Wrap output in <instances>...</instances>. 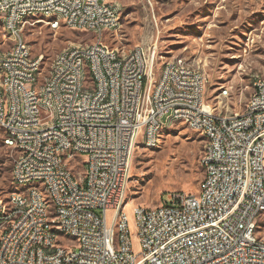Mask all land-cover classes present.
<instances>
[{"label": "built area", "instance_id": "1", "mask_svg": "<svg viewBox=\"0 0 264 264\" xmlns=\"http://www.w3.org/2000/svg\"><path fill=\"white\" fill-rule=\"evenodd\" d=\"M113 0H0L4 42L0 51V144L18 168L13 180L50 181L42 187L0 196V264H264V77L257 103L240 112L209 110L207 77L194 76V62L178 56V64L156 66L157 45L142 44L122 53L102 41L119 26L109 13ZM34 9L71 15V28L93 32L91 43L63 48L57 72H45L43 55H32L24 36ZM60 20H54L59 22ZM53 29V27H50ZM97 72L96 91L85 74ZM226 90L220 102L226 98ZM35 93L46 105H35ZM178 110V121L208 133L200 158L210 178L197 193H168L170 202L133 208L135 232L127 214L130 172L139 139L155 148L157 128ZM22 135L14 150L11 134ZM63 153L79 151L91 166L83 178ZM42 193L56 197V211L42 214ZM26 204V211H18ZM98 211V212H97ZM111 214V218L109 215ZM47 228L74 229L82 248H69L67 235L52 244ZM137 239V249L133 247Z\"/></svg>", "mask_w": 264, "mask_h": 264}, {"label": "rangeland", "instance_id": "2", "mask_svg": "<svg viewBox=\"0 0 264 264\" xmlns=\"http://www.w3.org/2000/svg\"><path fill=\"white\" fill-rule=\"evenodd\" d=\"M119 26L104 34L102 41L120 52L142 44L157 45L163 61L186 57L207 77L205 100L216 109L240 112L254 91L256 77H264V0H113ZM32 19H44L33 17ZM0 25V51L10 47L4 42ZM24 36L32 55H43V68L53 57L73 43H91L93 32L66 26L51 29L48 22L27 23ZM86 80H91L89 73ZM229 95L220 102V91ZM170 116V114H169ZM155 148H136L128 187V216L135 232L133 208L137 204L155 206L170 202V192L197 193L204 178L200 164L205 138L185 123L164 118ZM12 159L0 144V196L5 202L16 187L11 184ZM77 156V171L84 168ZM98 212V211H97ZM111 218V214L109 215ZM258 224L264 225V213ZM69 242L74 237H67ZM137 249V239L133 237Z\"/></svg>", "mask_w": 264, "mask_h": 264}, {"label": "bare ground", "instance_id": "3", "mask_svg": "<svg viewBox=\"0 0 264 264\" xmlns=\"http://www.w3.org/2000/svg\"><path fill=\"white\" fill-rule=\"evenodd\" d=\"M109 13H118L116 7L109 2ZM33 17H42L44 19H48L47 22L50 27L53 29H58L61 26H66L71 28V15L58 12V10H51L48 12L47 9H34L28 12V19H32ZM54 20H60L59 22H55ZM61 51L56 54L55 57H60ZM186 62H189L186 60ZM159 57L156 58V66H158ZM169 64H178V57L172 58L166 61H163L161 64V68H168ZM47 72H57V61H51ZM203 70L196 67L194 65V76H201ZM89 75L91 80H89V91H96L97 87V72L89 71ZM254 91L251 94L249 101L247 104H255L257 103L258 94H260V87H257V78L253 83ZM223 95V89L220 91L219 97L221 98ZM229 95V90H226V97ZM35 105L37 106H45L46 105V95L44 93H35ZM209 110H217L212 104L209 103ZM169 119L178 121V110H170ZM165 125H161L160 128H157L156 137H155V147L159 143V135L161 130ZM32 134V125H23L21 126V135L19 134H11V142L13 143L14 150H22L24 147V139L22 135H31ZM205 138V143H209L208 133H202ZM139 145L149 147V139H139ZM54 155H62V161L65 164H72V158H76L79 156V151H72V157L70 153H63V148H54ZM83 168V178H91V166L84 161ZM18 168V161L16 157L12 159L11 170H15ZM131 177V172H130ZM210 178V171L204 170V178L203 180H207ZM13 185L16 187L14 192L19 191H27L31 190L33 187H42L43 191H50V181L43 179H21V180H13ZM42 214H49V212L56 211V197L55 195H50L49 193H42ZM18 211H26V204H18ZM59 235H67V237H74L75 241L69 242V248H82L83 236H78L75 233L74 229L67 228H47V236H52V244H59ZM4 243V232H0V246Z\"/></svg>", "mask_w": 264, "mask_h": 264}]
</instances>
